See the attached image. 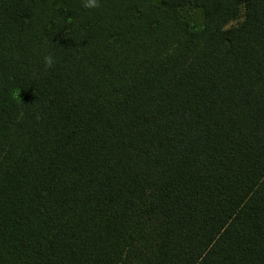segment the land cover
I'll return each mask as SVG.
<instances>
[{"label": "trees", "instance_id": "obj_1", "mask_svg": "<svg viewBox=\"0 0 264 264\" xmlns=\"http://www.w3.org/2000/svg\"><path fill=\"white\" fill-rule=\"evenodd\" d=\"M0 264H264V0H0Z\"/></svg>", "mask_w": 264, "mask_h": 264}, {"label": "rangeland", "instance_id": "obj_2", "mask_svg": "<svg viewBox=\"0 0 264 264\" xmlns=\"http://www.w3.org/2000/svg\"><path fill=\"white\" fill-rule=\"evenodd\" d=\"M187 17L197 29L201 28L204 19L201 11H192L187 14Z\"/></svg>", "mask_w": 264, "mask_h": 264}]
</instances>
